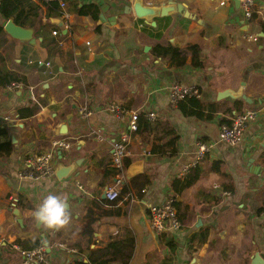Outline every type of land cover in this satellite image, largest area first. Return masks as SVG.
Masks as SVG:
<instances>
[{"label":"crops","instance_id":"1","mask_svg":"<svg viewBox=\"0 0 264 264\" xmlns=\"http://www.w3.org/2000/svg\"><path fill=\"white\" fill-rule=\"evenodd\" d=\"M32 1L40 9L26 3L22 23L17 22L33 29L32 39H17L5 28L1 33L0 71H12L25 82L0 86V126L7 129L0 134V264H21L13 244L35 239L76 248L49 249V264L88 261L91 250L128 231L136 238L128 264H251L256 252L264 258V0H256L251 18L241 0H173L186 3L191 16L156 17V25L129 11L133 0H68L67 21L60 8ZM168 1L144 0L152 5ZM89 4L99 7L98 18L80 14L79 8ZM6 20L0 12V23ZM157 43L183 49L198 44L203 64L195 66L189 53L187 63L176 66L155 55ZM175 82L199 87L200 96L193 97L202 103L203 116L189 113L188 100L183 108L174 106L170 86ZM226 89L241 90L258 103L219 97ZM76 101L88 102L93 114L82 115ZM111 103L141 112L143 119L131 133L132 153L114 199L102 198V192L117 181L113 143L126 122L109 110ZM33 104L39 105L35 113L20 117L18 109ZM247 109L258 110V117L249 122L243 141L221 140V125ZM148 111H156L157 119H145ZM60 122L68 124V133L55 135ZM175 134L177 150L170 156L168 141ZM56 138L71 146L61 155L57 151L55 166L79 159L77 169L62 179L56 174L21 177L26 153L51 149ZM199 141L214 145L194 166ZM138 160L144 169L129 179L128 166ZM191 173L198 174L194 182L176 191L173 182ZM136 176L139 183L148 182L136 185ZM125 183L129 190L122 192ZM49 194L60 195L68 205L69 222L56 229L37 226L33 216ZM13 197L18 201L11 208ZM168 197L179 203L182 227L161 237L151 229L149 205ZM90 208L96 218L92 234L83 232Z\"/></svg>","mask_w":264,"mask_h":264},{"label":"built area","instance_id":"2","mask_svg":"<svg viewBox=\"0 0 264 264\" xmlns=\"http://www.w3.org/2000/svg\"><path fill=\"white\" fill-rule=\"evenodd\" d=\"M38 3L45 4L46 2H57L59 8L62 11V15L66 19H70L71 13L67 9L68 0H34ZM243 4L244 14L248 17H252V11L256 5V0H241ZM66 26L69 27V23L66 22ZM56 34L57 31H54ZM256 38V36H255ZM88 44H90L88 42ZM50 65L49 61L45 62ZM21 84L13 82L10 87H19ZM200 96V89L196 85L183 84L175 82L170 86V99L174 106H179L181 100L188 97ZM77 107L80 113L84 116H90L93 114V110L88 102L79 103L76 101ZM109 110L117 114L126 122L125 128L122 130L118 138L113 143V153L111 158V165L116 170L117 181L109 186L107 196L110 199H114L119 196L120 185L124 180V166L126 157L131 153V139L132 131H136L140 128L141 112L134 111L125 107L119 103L109 104ZM145 119L156 120L157 112L148 111L144 113ZM15 117L18 118V115ZM258 117V110L247 109L235 114L231 124L223 123L220 128V139L224 140L232 145L239 144L243 141L246 128L250 121L255 120ZM6 120L14 119L11 115L4 117ZM100 138H103L101 133H98ZM199 153L197 160L192 163L196 165L198 161L206 156L211 151L214 143L209 141H199ZM70 142L64 138H56L52 141V148L47 151L33 152L28 151L23 159V168L20 171V176L29 179H40L42 177H51L55 175V162L54 157L58 150L69 148ZM187 165L186 169L190 166ZM144 191V189L142 190ZM229 193V191H225ZM134 198V196H131ZM17 197H13L9 207L14 208L17 205ZM149 215L151 222V229L157 236L169 235L177 232L182 227V222L179 215L178 207L175 204L174 197H168L161 203H155L149 205ZM16 249L20 251L22 260L21 264H49V249L55 248L56 246L66 249L68 251H75L76 248L69 247L64 243H53L48 242L42 243L36 247L27 248L20 243L13 244ZM57 248V247H56Z\"/></svg>","mask_w":264,"mask_h":264},{"label":"trees","instance_id":"3","mask_svg":"<svg viewBox=\"0 0 264 264\" xmlns=\"http://www.w3.org/2000/svg\"><path fill=\"white\" fill-rule=\"evenodd\" d=\"M26 3L30 4L31 7H35L37 9H40L38 5H36L32 0H0V12L2 15L8 19L13 17L14 20L18 23H22V20L20 17L25 12L23 5ZM48 9L55 10L59 9L57 2H46ZM80 14L84 15H91L94 19L98 18L99 15V7L95 4H89L85 5L81 8H79ZM256 15V9L254 8L252 11V17ZM4 31V26L2 23H0V48L3 45L1 33ZM159 35V34H158ZM153 52L156 56L160 57H168L171 60V63H173L176 66H183L187 63L188 54H192V63L195 66H201L203 62L201 61V48L198 44H192L189 45L187 48L183 49L178 46H174L171 43L168 44H162L157 43L153 47ZM13 82H25V78L17 75L16 73L12 71H0V86L8 87ZM186 100H188L189 103L192 104V109L189 111V113H194L196 115L203 116L204 115V108L200 100H198L195 97H188L185 100L181 101L179 103V107L183 108ZM41 102H44L45 99L42 97L40 99ZM185 101V102H184ZM39 105L33 104L31 106H22L18 109L20 117L30 116L31 114L35 113V111L38 109ZM211 114H209L210 116ZM143 122V119L141 120ZM146 124H150L149 121H145ZM143 125L140 122V128ZM7 129L3 126H0V134L5 133ZM177 140L178 135L175 134L173 137L168 141L170 145H172V149L169 151V155L173 156L176 154L177 150ZM4 146L3 143H0V147ZM156 148L154 147V152H157ZM165 152H161L163 154ZM129 163V159L127 160ZM197 173H191L189 174L184 180L176 179L173 182L174 189L176 191L180 190L181 188H185L189 185H191L196 176ZM141 176H136L133 179L134 184L138 185H145L148 182V179H144L143 182H138V178ZM129 190V184L125 183L123 186L122 192H126ZM107 200H104V202ZM175 204L177 206L178 201L175 200ZM94 212L93 209H89L88 217L89 220L87 224L84 227L83 232L92 234L94 232L93 228V222L96 220L95 217H93L92 213ZM20 243V242H18ZM20 244L27 248L36 247L38 245H41L42 242L40 239H35L33 241H22ZM168 244L172 247H175V243L172 239L168 240ZM136 246V238L134 234L131 231H128V233L118 239H114L110 241L106 246L98 249L91 250L88 255V261H85L84 259H77L73 263L70 264H113L114 262L118 261L119 264H128L130 262V259L132 258L134 249Z\"/></svg>","mask_w":264,"mask_h":264},{"label":"water","instance_id":"4","mask_svg":"<svg viewBox=\"0 0 264 264\" xmlns=\"http://www.w3.org/2000/svg\"><path fill=\"white\" fill-rule=\"evenodd\" d=\"M127 8L129 11H133L137 18L143 19L146 23L150 25H156V17H165L175 13L180 15H184L186 17L191 16L190 10L188 6L184 2L179 1H168V2H160L158 4H146L144 0H133L132 3H129ZM100 18H104V14H100ZM5 30L12 35L13 37L20 39V40H27L30 41L33 36V29L24 27L18 24L14 19L11 17L3 22ZM172 43H174L172 41ZM149 48V47H147ZM226 96H233V97H242L247 102L253 104L258 103V99L250 97L246 95L243 91L237 90L233 91L231 89H226L225 91L221 92L219 97H226ZM68 133V124L66 122H60L58 127L55 129V135H64ZM59 154L61 155V150H58ZM80 160H76L71 164H64V162L59 161L57 167L55 169V174L58 178L62 179L65 177L70 176L80 165ZM144 169V162L143 160H138L132 162L127 169V177L129 179L133 178L135 175L141 173ZM109 186L106 185L102 192V198L107 197ZM37 226H41L40 223ZM251 264H264V258L260 254V252H256L253 261Z\"/></svg>","mask_w":264,"mask_h":264},{"label":"clouds","instance_id":"5","mask_svg":"<svg viewBox=\"0 0 264 264\" xmlns=\"http://www.w3.org/2000/svg\"><path fill=\"white\" fill-rule=\"evenodd\" d=\"M35 220L49 229H56L69 222L70 215L65 199L57 194L47 195L33 212Z\"/></svg>","mask_w":264,"mask_h":264}]
</instances>
